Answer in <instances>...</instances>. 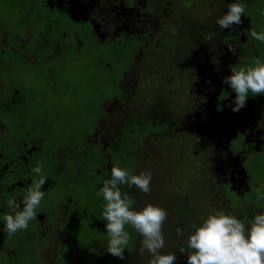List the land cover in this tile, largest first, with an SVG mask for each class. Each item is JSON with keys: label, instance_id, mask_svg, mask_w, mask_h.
Wrapping results in <instances>:
<instances>
[{"label": "rangeland", "instance_id": "374dc122", "mask_svg": "<svg viewBox=\"0 0 264 264\" xmlns=\"http://www.w3.org/2000/svg\"><path fill=\"white\" fill-rule=\"evenodd\" d=\"M19 1L34 8L28 20L32 32L30 28L27 29L28 22L22 20L24 5L19 4ZM221 1L224 4L225 1ZM154 3H158L154 7L160 8L162 16L158 17V13L147 10L142 18L151 25H160L155 37L162 41L165 21L171 24L175 18L197 19L207 24L208 18L217 14L218 7L215 6H218L219 1L169 0L170 6L165 3V7H162L161 0H155ZM55 15V12L46 13L37 0H0V77L5 86L19 83L21 89L17 91L23 94L29 82L36 92L29 88L26 89L27 95L37 98L29 101L35 118L24 115L26 111L21 112L18 108V98L12 97L15 90L0 100V124L6 127L0 135V153L15 154L16 148L25 143L28 151L33 146L40 151L44 173L55 169L60 161L65 165L64 176L60 178L58 174L54 178L57 185L42 202L40 212L45 216L43 221L37 219V222H31L28 230L12 237L7 235L0 223V264H126L130 256L134 257V264H149L151 254L139 251L142 237L130 226H127V230L133 240L124 253V259L113 257L106 251L108 238L101 216L103 199L97 196L102 180L98 177H107L110 171L107 166L111 168L115 165L126 167L136 174L151 172L149 194L135 187L131 190L122 187V191L129 192L137 209L148 203L167 209L168 218L163 227L166 246L161 251L176 253L175 264H187L186 255L179 253L182 245L176 234L177 228L185 229L187 237L191 222H199L210 211L220 209L248 218L257 210L255 186L264 184V146L261 152L248 154L242 142L244 139H235L232 149L239 151L238 155L245 150L247 152L243 169L248 178L244 182L249 188L243 184L238 191L223 187L221 180L210 178V174H214V177L217 173L208 171L213 154V149L207 145L209 140H203L192 130L177 132L179 126L172 125L171 120H181L186 112L198 111L185 87L190 84L188 74L172 69L171 61H168L162 78L171 80L163 83L154 77L152 82L146 79L142 81L144 73H157L158 66L153 64L154 57L139 52L142 48L139 40H128L123 36L113 42H101L84 23L77 25L78 22L65 16L61 18L62 25H58L55 21L64 16ZM247 17L252 27L258 30L264 27V0H247ZM63 32L68 33L67 38L62 36ZM44 33L52 35V43L62 48L57 59H44L47 53L41 56L31 53L34 48H30V45L33 42L37 47L39 41L42 44L46 38ZM177 33L173 28L170 30V36L180 41ZM2 36L23 39L22 43L7 38L2 41ZM247 40L256 49L259 48L260 55L264 57V44L249 36ZM13 48H17L19 53H13ZM53 49L57 56L58 46L55 45ZM180 50H173L174 57L169 60L186 64L187 54L182 51L176 53ZM24 53L25 57L31 53L33 62L26 59L30 70L21 65L19 58ZM253 62V59L245 58L240 65ZM132 72L135 73L132 75ZM124 76L129 79L124 81ZM176 82L184 86L182 91ZM126 96L130 98L131 110L127 120L120 119L119 127L112 128L110 136H105L110 143L103 147L92 144L90 140L96 136L97 128L101 126L107 129L110 120L115 117V114H110L112 108L122 104ZM249 97L257 103V108L264 109V94H250ZM12 106L17 107L11 109ZM32 141L34 145L29 146ZM262 141L264 143V135ZM21 147L24 153L26 149L23 145ZM19 164L22 168L19 176L25 179L30 175V168L21 162ZM46 176L48 178L51 175ZM4 183L10 185L8 181L4 180ZM8 198L5 191H0V205ZM64 198L70 201L64 209L68 219L60 226H53V215L47 212H51L56 203H63ZM52 232L64 235L61 239L63 244L58 249L57 245L41 249ZM137 240L140 241L139 245Z\"/></svg>", "mask_w": 264, "mask_h": 264}, {"label": "flooded vegetation", "instance_id": "af4514ba", "mask_svg": "<svg viewBox=\"0 0 264 264\" xmlns=\"http://www.w3.org/2000/svg\"><path fill=\"white\" fill-rule=\"evenodd\" d=\"M154 1L155 0H37V3L40 6L46 7L49 14L55 12V17L60 15L64 16L58 17V21H55L56 24L62 25L61 18H65V16L73 22H78L77 25L84 23L85 27L90 30V33L101 42H113L123 36L128 40H139L142 43V48L139 52L144 53L145 56L154 57L153 64H157L158 66L157 73H144L142 75V81L146 79L147 82H152L154 77L158 82L166 80V78H162V75L164 72L163 70L167 69L166 66L168 61H171L172 69L187 73V79L190 84L185 85V87L189 90L190 96L193 97L195 109L198 111H188L181 120H171L174 122H172V125L175 126L177 124L179 126L177 132L192 130V133L200 136L203 140L208 139L207 145L213 149L212 163L208 171L214 170V172L217 173L214 177H212L214 174H210V178L217 181L221 180L223 182V187L227 186L230 190L238 191L241 184L244 186L246 185L244 180L248 181V178L245 177V170L243 169L244 158L247 155L246 150H248V154L251 152L255 153V151L259 153L264 146L262 141L264 135V109L261 110L257 108V103L254 102L253 98L248 97L245 107L238 112L232 111L235 93L228 84L222 81L231 74V67L237 64L240 65L245 58H249L250 60L256 55H260L259 48L256 49L254 45L247 40V30L252 28L251 21L246 14L245 17H241L242 23L240 25H234L231 30H221L220 26L216 25L215 21L220 15L226 13L227 5L234 2V0H224V4L221 0H218L219 4L215 6L218 7V12L214 14L213 18H208L207 24H202L197 19L183 20L181 18H175L172 19L171 24L165 21V25L162 28V41H160L159 38L155 37V34L160 30V25L157 23L151 25L142 18L145 17L144 13L147 10L150 13H158V17L162 16V14L160 15V8L154 7L158 6V3H154ZM168 1L169 0H161L162 7H165V3H167V6H170ZM19 4H21L20 1ZM179 14L181 16L183 15L181 12ZM31 16V13L23 12L24 19L22 20L26 23ZM167 18L168 17H166V19ZM26 25L28 26L27 29L30 28L32 32L33 28L30 26L31 24L28 22ZM22 26H24V23H22ZM172 28L178 32L177 36L179 35L178 38H180V41H176L174 37L170 36V30H172ZM44 34L46 38L42 41V44L39 41L36 45H40L35 47L32 42L30 48L34 49H31V53L35 52L38 56L47 53V56L45 58L43 57L44 59H52L53 57L57 59L61 54L60 52H62V48L58 44L52 43L50 40L52 35L48 33ZM62 34L63 37L67 38V32H63ZM4 38L12 41L16 40V42L21 43V39H23L18 36H2V41ZM30 42L31 40L28 43ZM28 43L23 44L25 45ZM55 45L58 46L57 56H55L56 51L53 49ZM228 45H233L237 48L235 54L229 50ZM1 46L4 47V45ZM185 47L189 48L184 51L180 50ZM177 49L180 51L176 53L182 51L184 54H187V59L184 61L186 64L181 65L180 63H174L172 60H169V58L172 59V57H174L173 50ZM17 52L19 53V50L13 48V53ZM31 53H27L26 57L24 53L22 56L20 55L19 58L22 67L28 70H30L31 66L27 64L26 59L33 62ZM134 73L135 72H132V75ZM124 78V81L129 79L128 76H124ZM166 82L167 81H165V83ZM149 85H152V83H149ZM177 85L180 91H182L184 86L180 83H177ZM29 88L36 92V89L32 88L30 83L27 82V86L24 87L25 93L23 94L17 91L21 89L19 83L18 85L5 86L2 82V77H0V100H4L12 90H15L16 93L12 95V97L18 98V108L21 112L26 111L24 115L33 116L35 118L36 114H33L34 109L33 106L29 104V101L36 100L37 98L36 96L27 95L26 89ZM21 98L22 104L20 103ZM129 99L130 98L126 96L122 104H116L118 107L115 106L112 108L110 114H115V117L110 120L107 129L105 127L101 128V126L97 128L96 136H93L90 140L92 144L103 147L106 143L111 142L107 140L105 136H110L112 128L119 127L120 119L123 121L127 120L131 112ZM12 102L14 103V100H12ZM15 107L17 106H12L11 109ZM5 129L6 127L0 124V135H2ZM204 130H206L207 133L203 132ZM237 138L240 140L244 139L242 142L246 146V150L241 153V155H238L239 151H234L232 149L233 141ZM16 144L19 145L17 142ZM243 144L240 143L242 146ZM22 145L26 149L24 153L21 150ZM32 145H34V141H32L29 146ZM21 146L20 148L19 146L16 148L15 154L7 155L4 151L0 153V161H3V163L0 164V191H5L8 197L16 196L18 200L23 196L24 190L32 183L33 179L37 178L34 177V175L33 177L28 175L27 178L22 179L19 176L22 172L19 162L30 169L35 167L38 162H41L40 151L36 150L34 146L31 151L27 150V144L21 143ZM104 156H106L105 152ZM257 158H259V156H257ZM64 167L65 165L60 161L55 169L44 173L45 175H51L47 178V182L43 186V189L46 190L48 194L54 186L57 185L54 183V178L58 174L60 178L64 176ZM107 167L111 169L109 166ZM4 180L8 181L10 185L5 184ZM246 187L249 188V185H246ZM48 196L49 195H47V198ZM66 203L70 204V201L64 198L63 203H56L51 212H47L48 215H53L54 218V222L51 223V225L60 226L63 221L68 219L67 211H64L67 206ZM73 204L72 202V205ZM6 212H8L6 201L4 203L1 202L0 215ZM44 217L45 216L39 209L37 219L43 221ZM37 219L31 222H37ZM38 224L43 225L42 223ZM63 236L64 235L59 234V232H52L49 234L48 242L40 248L47 249L52 245H57L58 249V246L62 243L61 239Z\"/></svg>", "mask_w": 264, "mask_h": 264}, {"label": "clouds", "instance_id": "9594fccd", "mask_svg": "<svg viewBox=\"0 0 264 264\" xmlns=\"http://www.w3.org/2000/svg\"><path fill=\"white\" fill-rule=\"evenodd\" d=\"M247 14V0H234L227 5L225 14L215 23L220 29H232L242 23ZM247 35L264 44V27H252ZM235 54L236 47L228 45ZM253 63L231 67V74L222 81L235 93L232 111L245 107L251 95L264 94V57L256 55ZM44 163L38 162L30 169L34 175L32 183L18 200L10 196L6 201L8 212L0 215V223L9 237L29 229L30 222L37 219L39 209L48 193L43 189L47 182ZM102 185L97 196L102 197L101 216L105 221L107 236L106 251L113 257L124 259V253L133 240L127 230L130 226L142 237L141 253L151 254L149 264H175L177 254L163 253L166 246L164 224L168 218L167 209L148 203L140 209L134 207L135 200L129 192L137 188L144 194L151 192V172L136 174L126 167L112 166L107 177H98ZM256 211L251 217L242 218L236 214L216 209L208 212L199 222L189 225L191 231L185 237V229L177 228L180 237L179 253L185 254L187 264H264V184L255 186Z\"/></svg>", "mask_w": 264, "mask_h": 264}, {"label": "trees", "instance_id": "16d2710c", "mask_svg": "<svg viewBox=\"0 0 264 264\" xmlns=\"http://www.w3.org/2000/svg\"><path fill=\"white\" fill-rule=\"evenodd\" d=\"M20 3L22 4V5H24V9H23V11L24 12H28V13H31L32 15H33V12H34V8L32 7V6H29V5H27L26 3H24V2H22V1H20ZM42 9H44V11H46V13H48V9L46 8V7H43V6H40ZM31 18V17H30ZM22 19H24V17H23V13H22ZM29 20V19H28ZM166 80H171V79H169V78H166ZM166 80H164L163 81V83H165V81ZM185 235H186V233H185ZM136 243L139 245L140 244V241H136ZM107 256H105V258H106ZM134 258V257H133ZM131 256L129 257V259L127 260V262H126V264H134V259H133Z\"/></svg>", "mask_w": 264, "mask_h": 264}, {"label": "bare ground", "instance_id": "6f19581e", "mask_svg": "<svg viewBox=\"0 0 264 264\" xmlns=\"http://www.w3.org/2000/svg\"><path fill=\"white\" fill-rule=\"evenodd\" d=\"M264 172V171H263ZM263 176V175H262ZM262 179V178H261Z\"/></svg>", "mask_w": 264, "mask_h": 264}]
</instances>
